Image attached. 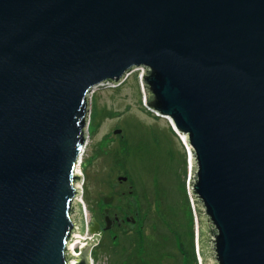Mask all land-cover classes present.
Returning a JSON list of instances; mask_svg holds the SVG:
<instances>
[{"label": "water", "instance_id": "water-1", "mask_svg": "<svg viewBox=\"0 0 264 264\" xmlns=\"http://www.w3.org/2000/svg\"><path fill=\"white\" fill-rule=\"evenodd\" d=\"M133 69L183 147L198 264H264V0H0V264H91L118 221L83 200L91 92Z\"/></svg>", "mask_w": 264, "mask_h": 264}, {"label": "rangeland", "instance_id": "rangeland-1", "mask_svg": "<svg viewBox=\"0 0 264 264\" xmlns=\"http://www.w3.org/2000/svg\"><path fill=\"white\" fill-rule=\"evenodd\" d=\"M137 73L133 69L119 85L95 89L83 169L85 196L97 220L103 223L102 197L112 194L111 218L113 212H122L120 219L135 210L145 211V244L140 248L136 242H127L126 247L121 240L122 246L111 243L113 235L131 234L138 228L137 223L114 226L94 246L93 264H181L166 224L177 230L181 224L186 229L187 220L190 225V211L182 199L185 190L192 208L183 147L165 119L140 100ZM115 128L121 132L114 133ZM119 175L127 179L118 180ZM108 236L113 239L106 241Z\"/></svg>", "mask_w": 264, "mask_h": 264}, {"label": "trees", "instance_id": "trees-1", "mask_svg": "<svg viewBox=\"0 0 264 264\" xmlns=\"http://www.w3.org/2000/svg\"><path fill=\"white\" fill-rule=\"evenodd\" d=\"M182 192H183L182 199L185 201L186 210L190 211V225L188 226V223H189L188 220H187L186 229L183 228L182 224H181V229L179 230L171 228L169 224H166V225H167V229L172 234L171 241L173 242V245L176 246L178 250V253L180 255L181 264H197L198 262L196 258L195 245H194V229L192 228L193 227V221H192L193 211H192L191 205H189V201H188L187 195L185 194V190H182ZM83 200L85 203H88V200H89L88 196H84ZM103 205L105 204L103 203ZM135 211H137L139 214L135 220V224L136 223L138 224L137 230L131 234H118L111 243L120 242L121 240L123 242V246L126 247L127 242H136L138 243L137 247H140V248H141L140 244L141 245L145 244V238L143 237V233H144L143 225L145 223L146 214H140V210H135ZM109 214H111V211H109ZM193 218H194V215H193ZM104 238L106 239V241L113 239L112 237H109V236L104 237ZM106 241H104V247H106ZM119 244H120L119 246H122L121 242ZM113 250L114 248H111V251ZM135 253L136 251L134 252V254ZM92 257L94 260L97 258L95 249L92 250ZM131 258H134V256Z\"/></svg>", "mask_w": 264, "mask_h": 264}, {"label": "flooded vegetation", "instance_id": "flooded-vegetation-1", "mask_svg": "<svg viewBox=\"0 0 264 264\" xmlns=\"http://www.w3.org/2000/svg\"><path fill=\"white\" fill-rule=\"evenodd\" d=\"M112 202H113V201H112ZM112 202H111L110 204L105 205V206L102 207V208H103V212H104L103 218H104V216H105L106 214L110 216L109 211H111V208L113 207V206L111 205ZM106 209H107V211H106ZM142 212H143V214H145V211H142ZM121 213H122V212H121ZM121 213H119V214H117L116 212H113V213H112V215H113L112 217L114 218V216H117L119 222H118L117 220H115L114 222H112V225H111V227H110L109 229H107V230H103L101 237L103 236V234H104L105 232H108V231L113 230V227H114V226L119 227L121 224H124V223L134 224V223H135V220H136V217H138V215H139L137 211H134V213H133L131 216H128V217L130 218L129 220H122V218L125 217V215L119 219V215H121ZM132 217L135 218L134 221L131 220ZM99 223H100V227H101V229H103L104 224H105L104 220H103V223H101V222H99ZM115 237H116V235H113V238H115ZM102 238H103V237H102Z\"/></svg>", "mask_w": 264, "mask_h": 264}, {"label": "bare ground", "instance_id": "bare-ground-1", "mask_svg": "<svg viewBox=\"0 0 264 264\" xmlns=\"http://www.w3.org/2000/svg\"><path fill=\"white\" fill-rule=\"evenodd\" d=\"M126 76H127V75H126ZM125 78H126V77H125ZM125 78H124V79H125ZM124 79H123V80H124ZM155 114H156V113H155ZM72 249H73V250L76 249V243H72Z\"/></svg>", "mask_w": 264, "mask_h": 264}]
</instances>
